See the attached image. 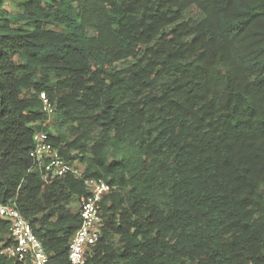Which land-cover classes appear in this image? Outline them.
Here are the masks:
<instances>
[{
  "label": "trees",
  "instance_id": "trees-1",
  "mask_svg": "<svg viewBox=\"0 0 264 264\" xmlns=\"http://www.w3.org/2000/svg\"><path fill=\"white\" fill-rule=\"evenodd\" d=\"M10 1L0 202L50 263L69 264L71 205L96 178L111 190L85 264H264V0ZM41 92L63 132L47 130ZM42 129L80 176L32 170Z\"/></svg>",
  "mask_w": 264,
  "mask_h": 264
},
{
  "label": "built area",
  "instance_id": "built-area-1",
  "mask_svg": "<svg viewBox=\"0 0 264 264\" xmlns=\"http://www.w3.org/2000/svg\"><path fill=\"white\" fill-rule=\"evenodd\" d=\"M42 111L47 119L54 115L55 107L48 101L44 92L39 94ZM32 170L37 171L41 179L49 181L61 179L67 174L80 176V170L65 160L53 144L45 130L33 135V146L29 151ZM86 194L79 202V226L71 236L67 247L69 264H85L86 256L96 243L103 223L101 200L111 187L102 179L85 178ZM0 264L13 261L20 264H51L41 241L34 234L30 222L20 213L13 202H0Z\"/></svg>",
  "mask_w": 264,
  "mask_h": 264
},
{
  "label": "rangeland",
  "instance_id": "rangeland-1",
  "mask_svg": "<svg viewBox=\"0 0 264 264\" xmlns=\"http://www.w3.org/2000/svg\"><path fill=\"white\" fill-rule=\"evenodd\" d=\"M22 0H11L9 2V4L7 5V8L10 12H16L19 10V7H20V3H21ZM46 126H47V130L53 134V135H56L58 133H61L63 132L62 130H60L59 128H57L56 126V123H55V117L54 115L47 119L46 121ZM73 208L77 209L78 208V203L75 202V203H72L71 205Z\"/></svg>",
  "mask_w": 264,
  "mask_h": 264
}]
</instances>
